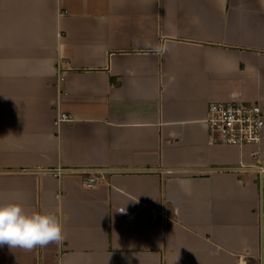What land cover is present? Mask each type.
Masks as SVG:
<instances>
[{
  "label": "crops",
  "instance_id": "1",
  "mask_svg": "<svg viewBox=\"0 0 264 264\" xmlns=\"http://www.w3.org/2000/svg\"><path fill=\"white\" fill-rule=\"evenodd\" d=\"M233 99L264 112V0H0V203L66 237L0 264H264V132L205 123Z\"/></svg>",
  "mask_w": 264,
  "mask_h": 264
},
{
  "label": "built area",
  "instance_id": "2",
  "mask_svg": "<svg viewBox=\"0 0 264 264\" xmlns=\"http://www.w3.org/2000/svg\"><path fill=\"white\" fill-rule=\"evenodd\" d=\"M70 117L61 115L56 124L70 122ZM205 123L209 141L212 144L237 147L240 149L261 144L264 132V112L259 104L233 99L229 102L211 103L207 108ZM262 172V170H261ZM82 184L94 188L105 182L104 171L83 170ZM105 174H109L105 171ZM123 215L126 212L121 209ZM133 215H127L132 221Z\"/></svg>",
  "mask_w": 264,
  "mask_h": 264
},
{
  "label": "clouds",
  "instance_id": "3",
  "mask_svg": "<svg viewBox=\"0 0 264 264\" xmlns=\"http://www.w3.org/2000/svg\"><path fill=\"white\" fill-rule=\"evenodd\" d=\"M62 222L55 214L28 212L19 202L0 203V245L31 251L65 240Z\"/></svg>",
  "mask_w": 264,
  "mask_h": 264
}]
</instances>
